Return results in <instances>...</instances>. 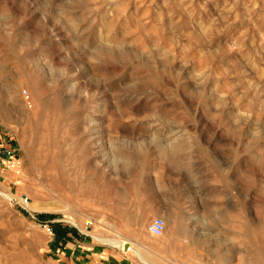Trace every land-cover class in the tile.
<instances>
[{
  "label": "rangeland",
  "instance_id": "rangeland-1",
  "mask_svg": "<svg viewBox=\"0 0 264 264\" xmlns=\"http://www.w3.org/2000/svg\"><path fill=\"white\" fill-rule=\"evenodd\" d=\"M0 264H264V0H0Z\"/></svg>",
  "mask_w": 264,
  "mask_h": 264
},
{
  "label": "built area",
  "instance_id": "built-area-1",
  "mask_svg": "<svg viewBox=\"0 0 264 264\" xmlns=\"http://www.w3.org/2000/svg\"><path fill=\"white\" fill-rule=\"evenodd\" d=\"M165 229V220L161 217H156L148 227L149 232L155 236L159 237L163 234Z\"/></svg>",
  "mask_w": 264,
  "mask_h": 264
},
{
  "label": "crops",
  "instance_id": "crops-1",
  "mask_svg": "<svg viewBox=\"0 0 264 264\" xmlns=\"http://www.w3.org/2000/svg\"><path fill=\"white\" fill-rule=\"evenodd\" d=\"M165 197H168V196H165ZM169 198H171V196L169 197ZM228 214V213H227ZM227 233L229 232V219L227 218ZM228 237V236H227ZM229 243H227V247L229 246L228 245Z\"/></svg>",
  "mask_w": 264,
  "mask_h": 264
},
{
  "label": "bare ground",
  "instance_id": "bare-ground-1",
  "mask_svg": "<svg viewBox=\"0 0 264 264\" xmlns=\"http://www.w3.org/2000/svg\"><path fill=\"white\" fill-rule=\"evenodd\" d=\"M5 95V94H4ZM167 222H169V225L171 224V227H174V224H175V221H170V220H167ZM136 254V253H135ZM139 255V254H138ZM141 257V256H140Z\"/></svg>",
  "mask_w": 264,
  "mask_h": 264
},
{
  "label": "trees",
  "instance_id": "trees-1",
  "mask_svg": "<svg viewBox=\"0 0 264 264\" xmlns=\"http://www.w3.org/2000/svg\"><path fill=\"white\" fill-rule=\"evenodd\" d=\"M41 218H43V216L42 215H38V219H41Z\"/></svg>",
  "mask_w": 264,
  "mask_h": 264
}]
</instances>
